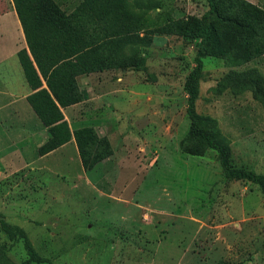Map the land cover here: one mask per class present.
Instances as JSON below:
<instances>
[{"label": "rangeland", "instance_id": "1", "mask_svg": "<svg viewBox=\"0 0 264 264\" xmlns=\"http://www.w3.org/2000/svg\"><path fill=\"white\" fill-rule=\"evenodd\" d=\"M53 1L70 13L79 0ZM213 4L195 100L200 129L232 167L264 174V0ZM126 7L142 27L100 40V68L76 77L80 98L61 108L70 129L91 127L106 152L84 170L72 139L35 152L46 128L24 99L15 52L25 43L20 26L1 18L11 0H0L2 219L25 232L45 258L38 264H264V196L225 177L217 152L187 134L182 85L207 0ZM0 252V264H37L1 228Z\"/></svg>", "mask_w": 264, "mask_h": 264}, {"label": "trees", "instance_id": "2", "mask_svg": "<svg viewBox=\"0 0 264 264\" xmlns=\"http://www.w3.org/2000/svg\"><path fill=\"white\" fill-rule=\"evenodd\" d=\"M126 1L79 0L70 13H65L53 0H11L25 43V47L15 52L24 81L30 89L24 98L47 133L46 139L36 148L37 155H44L72 139L84 170H90L105 156L101 139L93 129L88 126L70 129L61 108L80 98L76 77L100 68L95 56L99 41L117 33H132L142 27L137 16L127 9ZM207 3L208 9L200 18L194 65L182 85L189 120L187 134L202 140L217 152L225 177L255 184L264 196V174L232 167L223 146L209 132L200 129L201 118L195 112V100L201 58L209 52L211 36V28L204 19L215 9L213 0H207ZM0 228L8 238L22 239L28 260L37 264L45 261L34 251L25 232L4 221L1 214Z\"/></svg>", "mask_w": 264, "mask_h": 264}, {"label": "crops", "instance_id": "3", "mask_svg": "<svg viewBox=\"0 0 264 264\" xmlns=\"http://www.w3.org/2000/svg\"><path fill=\"white\" fill-rule=\"evenodd\" d=\"M6 16H9L10 17V20H13L15 23H17L16 25H17V27H19V24H18V21H17V18H16V16H15V13H14V11L13 10H11L10 12H7V13H2V15H1V18H3V17H6ZM18 31V33L20 34V36H21V30L20 29H18L17 30ZM21 40L23 41V39H22V36H21ZM25 99V98H24ZM32 110L30 109V112H31ZM34 115V113L33 112H31V114L30 115Z\"/></svg>", "mask_w": 264, "mask_h": 264}]
</instances>
